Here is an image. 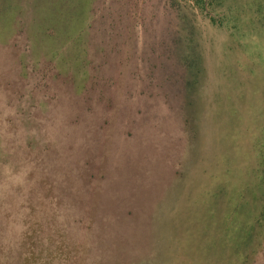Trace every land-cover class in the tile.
Listing matches in <instances>:
<instances>
[{"label":"rangeland","instance_id":"374dc122","mask_svg":"<svg viewBox=\"0 0 264 264\" xmlns=\"http://www.w3.org/2000/svg\"><path fill=\"white\" fill-rule=\"evenodd\" d=\"M0 264H264V0H0Z\"/></svg>","mask_w":264,"mask_h":264}]
</instances>
